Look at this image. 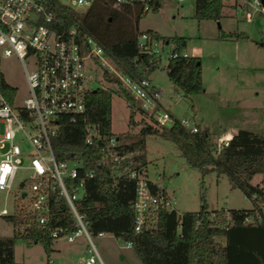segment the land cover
I'll return each instance as SVG.
<instances>
[{
	"label": "trees",
	"instance_id": "trees-1",
	"mask_svg": "<svg viewBox=\"0 0 264 264\" xmlns=\"http://www.w3.org/2000/svg\"><path fill=\"white\" fill-rule=\"evenodd\" d=\"M45 1L54 17L60 20V23L53 25L55 30L76 26L81 34L97 41L109 62L121 73L140 79L148 76L156 67L157 63H150L149 55L140 52L136 44V24L144 15L139 7L115 9L109 0H95L80 14L59 0ZM158 7V2L154 0L150 11L156 12ZM222 7L220 0H193V17L196 20L216 21L223 16ZM146 32L164 44H171L172 52L178 53L186 47L184 37H164L151 30ZM220 36L242 35L222 33ZM164 71L173 92L181 97L189 98L203 93L199 57L178 55L167 59ZM103 78L112 88L100 86L90 91L84 115L76 123H70L67 118L61 119L59 131L52 139L58 160L78 158L84 171L94 172L91 178L86 179L84 198L77 203L90 235L108 233L124 242L130 241L141 264H264L263 185L250 182L252 176L264 174V131L257 134L238 129L226 144L217 147L207 129L198 123L196 131L191 132L170 114V127L158 126L113 74L104 70ZM113 89L129 105L128 126H139L134 135L128 131L116 135L119 153L134 154L136 165L147 169L146 137L152 135L168 140L174 144L186 165L197 169L201 175L209 172L224 175L229 187L239 190L249 200L251 208L208 211L204 194L201 193L197 211L177 214L175 210L159 209L149 217L147 228L135 233L131 207L134 180L125 175L115 176L110 165L101 164L100 149L84 141L85 124L88 123L97 127L104 142L113 135ZM8 91L13 92L9 88ZM136 114L142 115L139 121L134 119ZM126 138L132 141L126 143ZM151 190L155 192L157 188L151 186ZM163 190L159 188V191ZM56 205L52 204L53 219L47 227L32 225L19 232L16 227L23 222L21 215L5 217L12 223L13 231L10 236L0 237V264L15 263L14 245L17 240L29 245L39 243L47 256L50 254L53 239L49 235V228L67 226L73 229L67 208L62 201H57ZM246 217H251L252 221L245 222Z\"/></svg>",
	"mask_w": 264,
	"mask_h": 264
},
{
	"label": "built area",
	"instance_id": "built-area-1",
	"mask_svg": "<svg viewBox=\"0 0 264 264\" xmlns=\"http://www.w3.org/2000/svg\"><path fill=\"white\" fill-rule=\"evenodd\" d=\"M94 1L69 0L70 4L64 5L87 9ZM109 1L115 9L139 7L145 14L151 10L154 0ZM220 1L228 2L244 20L264 16L262 0ZM57 23L60 20L54 17L45 0H0V191L14 193L16 202L13 212L3 208L0 217L21 215L23 222L16 227L19 232L32 225L47 227L53 219L52 204L56 207V202L62 201L72 219L73 229L51 227L50 237L73 243L84 236L90 248L85 250L87 256L81 264H103L84 216L77 208V203L84 198L86 179L94 172L84 171L78 158H56L52 139L59 131L60 121L67 118L70 123H76L84 115L88 93L100 87L96 85L97 76L105 82L104 70L113 73L158 126L165 127L166 122L171 125L172 117L168 109L161 107L160 91L151 84L149 75L138 79L121 73L109 62L95 39L81 34L74 25L57 31L53 27ZM160 43L161 40L146 31L136 35L137 47L149 55L150 63L159 61ZM178 55L191 56L183 51L169 50L167 59ZM12 56L23 67L27 92L21 98L17 89L6 82L2 71V62ZM177 119L184 128L196 131L197 123L191 116ZM228 139L219 137L217 147L226 144ZM84 141L100 149L101 164L110 165L115 176L125 175L134 180L131 207L135 233L147 228L149 217L157 210H174L172 194L165 189L159 191L161 187L149 179L147 169L136 165L134 154L119 153L116 135L104 142L97 127L88 123L85 124ZM151 186L157 190L153 192ZM250 221L251 217L245 218V222ZM125 247L132 248V243L127 241ZM42 264L59 263L48 259Z\"/></svg>",
	"mask_w": 264,
	"mask_h": 264
},
{
	"label": "rangeland",
	"instance_id": "rangeland-1",
	"mask_svg": "<svg viewBox=\"0 0 264 264\" xmlns=\"http://www.w3.org/2000/svg\"><path fill=\"white\" fill-rule=\"evenodd\" d=\"M59 1L62 4H70L69 0ZM158 2L156 12L149 11L140 17L136 24L138 32L151 30L164 37H184L186 47L182 51L188 54L192 52L191 48L197 47L205 91L189 98H183L173 92L164 71L171 44L160 43L159 61L149 72V78L159 89L162 104L174 117L191 116L193 121L212 131L217 123L221 124L223 114L232 111L231 108L236 104L234 94L238 89L237 101L245 108L255 111L264 125V16L258 15L247 21L241 18L238 12L233 17L221 16L216 21L196 20L193 17V0ZM72 8L80 14L85 10L74 5ZM222 32L242 36L221 38ZM2 71L6 82L17 89L19 98L26 96L27 88L21 63L14 56L9 57L2 62ZM97 78L99 81L97 80L96 85L112 88L100 80L99 76ZM129 112V105L114 90L111 101L112 134L120 135L128 131L134 135L137 132L139 126L133 128L128 126ZM141 118V114H136L134 119L139 121ZM226 119L232 121V117ZM165 127H170V122H166ZM131 141V138L124 139L126 143ZM145 144L148 177L172 194L173 207L177 214L197 211L201 193L204 194L208 211L223 206L227 209L251 208V203L239 190L229 187L224 175L217 176L214 172L201 175L197 169L186 165L174 144L168 140L149 135ZM261 178L264 179V174H256L252 176L250 182L263 185L264 191V181L263 183L259 181ZM15 205L14 193L6 194L0 191V210L5 208L11 213ZM262 211L264 213V206ZM12 231V223L5 217H0V237L10 236ZM90 237L104 264H141L134 250L126 248V242L116 239L111 234ZM51 248L50 254L59 264H80L81 258L87 256L85 250L90 248V244L84 236L78 237L73 243L58 238L53 240ZM55 248H59V251L54 250ZM46 258L47 254L39 243L29 245L17 240L14 245L16 262L38 264L44 262Z\"/></svg>",
	"mask_w": 264,
	"mask_h": 264
},
{
	"label": "crops",
	"instance_id": "crops-1",
	"mask_svg": "<svg viewBox=\"0 0 264 264\" xmlns=\"http://www.w3.org/2000/svg\"><path fill=\"white\" fill-rule=\"evenodd\" d=\"M226 10V11H225ZM230 13H228V12ZM226 12V13H225ZM222 15L225 17H233L236 15V12L233 10V7L228 3L225 2L223 3V7H222ZM242 18V17H241ZM223 33V32H222ZM220 33V35L222 34ZM226 34V33H225ZM190 51H192L190 53L191 56H195V57H199L198 55V48H191ZM200 59V57H199ZM150 80V78H149ZM202 80V78H201ZM151 82V80H150ZM152 84V82H151ZM154 87H156L154 84H152ZM203 86V85H202ZM236 90V87H235ZM204 91V90H203ZM208 91V90H207ZM213 91V90H212ZM238 89L236 90L235 95V103L233 105L232 111L229 110V113H224L223 114V120L222 122H220L221 124H216L214 126V128H212V131H209L204 125H201L203 127H205L210 135V137L212 138V140L217 141V139L219 137H228L230 138L232 136V134H234L236 132V130L238 129H245V130H249L251 132L260 134L264 131V125L261 124L260 121V116L258 114H256L255 111H253L251 108L248 107H244L243 104L241 102H238L236 98L238 97ZM205 92V91H204ZM235 92V91H234ZM212 93V92H210ZM160 105L163 108H166L163 104L162 101H160ZM236 105V106H235ZM242 108V109H240ZM167 109V108H166ZM193 109V108H192ZM169 110V109H168ZM170 112V111H169ZM232 117V121H226V118H231ZM264 181L263 178H261L259 180ZM166 191V190H165ZM222 209L226 210L227 208H225L224 206L221 207ZM263 209V207H261V210ZM263 213V211H262ZM264 215V213H263ZM77 240V239H76ZM127 248V247H126ZM132 249V248H131ZM54 250L59 251V248H55ZM85 257L81 258V261L84 259ZM48 259H53L55 260V258L52 256V254H49L46 258V260ZM45 260V261H46ZM102 260V259H101ZM15 261V260H14ZM44 261V262H45ZM56 261V260H55ZM44 262H40L38 264H42ZM57 262V261H56ZM103 262V261H102ZM15 263H19L16 262ZM81 264V263H80ZM104 264V263H103Z\"/></svg>",
	"mask_w": 264,
	"mask_h": 264
}]
</instances>
